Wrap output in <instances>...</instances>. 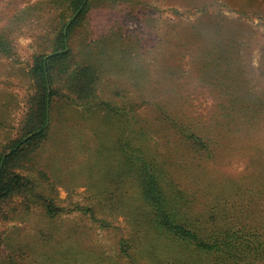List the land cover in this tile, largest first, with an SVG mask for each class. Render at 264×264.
<instances>
[{
    "label": "rangeland",
    "instance_id": "obj_1",
    "mask_svg": "<svg viewBox=\"0 0 264 264\" xmlns=\"http://www.w3.org/2000/svg\"><path fill=\"white\" fill-rule=\"evenodd\" d=\"M54 1L0 0V34L11 43L0 53V153L21 135L35 55L55 48L70 18L67 0ZM67 46L93 63L91 103L126 113L88 115L65 75L55 78L48 133L13 168L30 188L0 198V264H226L177 248L148 222L139 188L116 170L113 144L133 128L126 117L176 161L185 151L175 121H213L220 153L165 171L182 181L194 212L216 202L264 232V112L256 110L264 109V0H90ZM222 120L234 128L215 124Z\"/></svg>",
    "mask_w": 264,
    "mask_h": 264
},
{
    "label": "trees",
    "instance_id": "obj_2",
    "mask_svg": "<svg viewBox=\"0 0 264 264\" xmlns=\"http://www.w3.org/2000/svg\"><path fill=\"white\" fill-rule=\"evenodd\" d=\"M54 2L62 5L60 1ZM67 2L68 5L63 10H71V15L57 32L55 48L34 57L32 70L36 87L22 122L21 135L12 141L6 151L0 153V198L21 186H30L31 181L27 176L14 171L13 168L24 165L25 159L30 156L40 139L48 133L52 98L59 92L53 87L55 78H63L65 75L72 89L70 92L76 95V100L83 101L80 105L83 111H88V115L107 108L113 115H116L115 111L122 110L105 102L91 103V98L95 94L96 77L93 63L81 64L80 60L74 59L71 48L67 46L70 33L87 12L90 0ZM10 48L9 36L0 34V53H8ZM256 110L264 112L260 105ZM109 117L102 118L111 125L118 123L116 120H109ZM126 121L127 129L130 128L128 124L133 125L128 138L121 143L113 144L112 147L121 155L116 160L118 163L116 170L129 176L137 185L147 207L148 222L159 234L174 242L177 248L199 258H210L212 262L252 264L263 261L264 232H261L257 225H252V221H244L246 215L241 212L226 214L216 202L210 204L209 210L204 214L194 212L192 199L185 193L182 181L179 180L177 183L165 171L172 170L174 166L188 168L200 166L202 160L198 158L202 154L212 157L220 153L221 132L213 121L206 122L201 119L175 121V130L181 137L185 151L179 154L177 161L172 155L160 154L154 150L157 146L151 144L150 137L141 124H137V120L126 117ZM215 124L221 129L234 128V125L231 126L230 122L224 120ZM249 124L247 126L252 127V132L259 131L260 122ZM133 141H137L135 147L132 145ZM144 146L150 152L144 151ZM197 153L199 155L195 158ZM45 201L48 212L52 213L54 211L52 202L48 198H45Z\"/></svg>",
    "mask_w": 264,
    "mask_h": 264
}]
</instances>
